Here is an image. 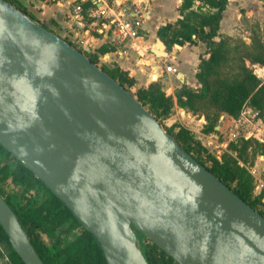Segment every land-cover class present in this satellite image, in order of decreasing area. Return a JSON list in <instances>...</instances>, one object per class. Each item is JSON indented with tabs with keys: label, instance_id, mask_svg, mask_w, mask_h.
<instances>
[{
	"label": "water",
	"instance_id": "water-1",
	"mask_svg": "<svg viewBox=\"0 0 264 264\" xmlns=\"http://www.w3.org/2000/svg\"><path fill=\"white\" fill-rule=\"evenodd\" d=\"M0 145L95 238L106 264H147L137 233L177 264H264V218L132 94L4 0ZM0 226L23 264H44L1 196Z\"/></svg>",
	"mask_w": 264,
	"mask_h": 264
},
{
	"label": "trees",
	"instance_id": "trees-1",
	"mask_svg": "<svg viewBox=\"0 0 264 264\" xmlns=\"http://www.w3.org/2000/svg\"><path fill=\"white\" fill-rule=\"evenodd\" d=\"M16 7L33 20L31 14L19 0H4ZM216 10L204 15L192 9L193 0H182L179 7L180 19L174 24H165L157 30V38L170 51L175 45L202 43L206 48L207 59H200L195 78L200 85L199 91L182 88L175 95L177 106L184 108L193 98L207 100L217 111L236 119L245 107L255 109L264 117V79L255 75L250 65L264 67V40L254 39L249 46L231 36L220 35L219 23L227 0H196ZM65 40V39H64ZM70 46L73 44L65 40ZM106 45V44H105ZM111 51H92L87 58L121 87L127 90L132 85L126 72L117 66L109 70L100 66L99 56ZM85 56V55H84ZM235 63L237 73L234 77H210L213 63ZM150 86L146 91H139L136 100L159 122L166 118L172 107V97L165 96ZM128 91V90H127ZM213 126H208V131ZM176 143L203 168L218 178L243 202L264 218L262 196H252L248 177L244 169L234 159L219 163L211 156H202V148L183 129L172 134ZM248 142L260 146L256 140ZM11 188L14 197L5 192ZM45 194L38 199V191ZM0 196L16 215L26 233L34 251L44 264H106L103 252L95 238L76 220L68 208L53 195L21 162L15 159L0 145ZM80 228L78 236L65 241L67 235ZM143 236V235H142ZM140 243L141 253L147 264H177L145 236ZM138 238V237H137ZM0 244L7 251L10 264H23L11 249L7 237L0 226Z\"/></svg>",
	"mask_w": 264,
	"mask_h": 264
},
{
	"label": "rangeland",
	"instance_id": "rangeland-1",
	"mask_svg": "<svg viewBox=\"0 0 264 264\" xmlns=\"http://www.w3.org/2000/svg\"><path fill=\"white\" fill-rule=\"evenodd\" d=\"M242 1L245 3L236 8L232 15L233 23L227 31L232 34L231 37L233 39L243 41L251 46L254 44L256 36L264 40V0ZM197 2L205 5L202 2ZM22 4L33 14V21L71 42L74 48L78 49L86 57L92 56V51L98 49L100 51L113 50L109 45H100L99 35L95 32H90L91 37L84 35L80 29L77 30V26L75 27L72 24L66 25L65 22H55L50 15L47 16V13H44V9L36 7V3L23 1ZM43 4L46 7L52 5L50 1H43ZM198 11L205 15L209 13L208 10L204 12L199 8ZM230 11L232 12V10ZM64 15L67 16V12H64ZM228 17H231V14ZM63 20L66 21L67 19L63 18ZM224 29L225 27L223 26L222 30ZM144 35H146L145 39H147V33L143 31V37ZM145 57L146 55L140 59L145 60ZM207 58L208 55L204 46V51L197 57L196 72L200 59ZM184 59L188 62L191 61V54L184 55ZM98 63L109 70L117 66L121 71L126 72L128 78L132 80V85L127 87V90L135 98L139 91H146L150 86L165 96L172 97L173 104L168 116L159 119L162 128L172 134L176 133L179 129H183L185 135L191 136L202 148V151L199 152L203 157L211 156L219 163L230 162L232 159L237 161L248 177L247 181L251 188V195L254 196L253 187L255 178L264 177V117L251 118L250 115L243 116L241 114L234 119L235 123H233L228 118V115L217 111L207 100H200L198 98H193L189 105L181 108L175 102V95L179 94V91L184 86L173 89V95H171L172 92L169 90L167 84L168 77L166 75L160 77H152L150 75V73H153V64H148V62L146 64L144 61L142 62L134 57L123 58L116 54L109 55L103 58L101 62L98 61ZM235 66V63L232 61L213 63L211 65L210 77L226 76L232 78L237 73ZM249 67L256 76L264 79V67L258 65H250ZM199 88L200 85L198 83V88L194 90L197 92ZM185 89L194 91L186 87ZM250 109L256 111L255 109ZM210 125L213 128L208 131V126ZM230 132L236 134V138L233 141H229ZM248 139L256 140L260 146L248 142ZM5 192L10 198L14 197L11 188L6 187ZM44 194L45 191L43 189L39 190L37 198L40 199ZM80 232V228L73 230L67 235L64 242L74 239ZM137 237L140 243L144 240V237L140 233H137Z\"/></svg>",
	"mask_w": 264,
	"mask_h": 264
},
{
	"label": "crops",
	"instance_id": "crops-1",
	"mask_svg": "<svg viewBox=\"0 0 264 264\" xmlns=\"http://www.w3.org/2000/svg\"><path fill=\"white\" fill-rule=\"evenodd\" d=\"M114 3H135V4H144L146 6V11L144 13V20L142 24V32L147 33L144 35L143 40H141V45L146 49V57L140 59L142 62H148V64H153L152 71L150 73L152 77H160L166 75L168 77V87L172 92L173 89L178 87H186L188 89L194 90L198 88V82L195 78L196 66H197V57L204 51V45L198 41H195L194 44H183L182 46H173L172 51H165L164 46L160 43L157 38V30L160 26L165 24H174L178 19H180L179 7L182 0H113ZM32 2V1H31ZM36 7L44 9V13H47V16L50 17L57 23L72 24L71 19V4H52L50 7H46L41 0H34ZM245 3L242 0H227V5L224 12L222 13L219 31L220 35L231 36L232 34L227 31L231 24L233 23L232 15L234 14L236 8ZM198 8L202 11L208 10L209 13H215L216 10L208 5L199 4L196 0H193L192 9L197 10ZM232 10V12L230 11ZM64 12H67V16L64 15ZM200 12V11H199ZM50 13V14H49ZM207 14V15H208ZM231 14V17L228 15ZM205 15V14H204ZM63 18L66 20L64 21ZM225 27L222 30V27ZM91 37V34H90ZM100 45L104 44L105 38L99 35ZM191 54V61H186L184 55ZM112 55L111 53H105L100 57L106 58L107 56ZM134 56H131L132 58ZM135 58V57H134ZM137 59V58H135ZM119 63V62H117ZM147 64V63H146ZM172 65L178 72V76L175 77L172 74H166L164 72L165 65ZM120 65V64H119ZM180 78V79H179ZM176 82H175V81ZM196 91V90H194ZM173 95V92L171 93ZM230 120L235 123V120L228 116ZM8 253L5 251L4 247L0 244V264H10L7 257Z\"/></svg>",
	"mask_w": 264,
	"mask_h": 264
},
{
	"label": "built area",
	"instance_id": "built-area-1",
	"mask_svg": "<svg viewBox=\"0 0 264 264\" xmlns=\"http://www.w3.org/2000/svg\"><path fill=\"white\" fill-rule=\"evenodd\" d=\"M34 1V0H19ZM50 1L52 4H71L72 25L77 26L84 35L90 36L95 32L105 38L104 44L113 50L109 53L123 58L134 56L138 60L146 55V49L141 45L143 40L142 24L146 6L135 3H114L113 0H41ZM91 29V30H90ZM99 59L102 58L99 56ZM164 72L177 77L179 72L172 65H165ZM241 114L259 118L258 111L245 107ZM240 114V115H241ZM229 134V141L236 136ZM254 196H262L264 203V177L255 178L253 187Z\"/></svg>",
	"mask_w": 264,
	"mask_h": 264
}]
</instances>
